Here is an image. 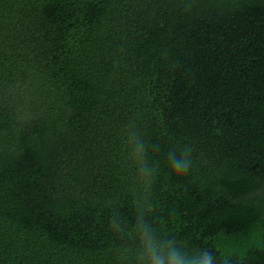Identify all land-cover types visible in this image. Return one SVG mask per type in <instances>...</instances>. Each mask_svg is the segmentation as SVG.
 I'll list each match as a JSON object with an SVG mask.
<instances>
[{
	"label": "trees",
	"instance_id": "1",
	"mask_svg": "<svg viewBox=\"0 0 264 264\" xmlns=\"http://www.w3.org/2000/svg\"><path fill=\"white\" fill-rule=\"evenodd\" d=\"M129 123L159 162L149 219L264 264V0H0V264H124Z\"/></svg>",
	"mask_w": 264,
	"mask_h": 264
},
{
	"label": "clouds",
	"instance_id": "2",
	"mask_svg": "<svg viewBox=\"0 0 264 264\" xmlns=\"http://www.w3.org/2000/svg\"><path fill=\"white\" fill-rule=\"evenodd\" d=\"M127 158L136 169V190L134 198L135 218L132 225H125L119 214L110 219V228L131 244H123L121 252L124 264H232L231 256L225 254L217 259L214 250L208 248L187 249L175 236L165 235L149 219L152 188L159 173V162L153 161L148 142L135 124L125 126ZM192 147L183 145L167 152V166L177 176L189 173L192 160Z\"/></svg>",
	"mask_w": 264,
	"mask_h": 264
}]
</instances>
